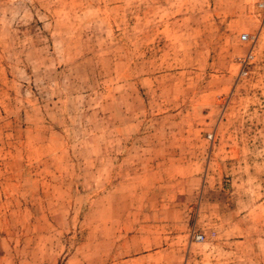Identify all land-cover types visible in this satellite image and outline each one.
<instances>
[{
	"label": "rangeland",
	"instance_id": "obj_1",
	"mask_svg": "<svg viewBox=\"0 0 264 264\" xmlns=\"http://www.w3.org/2000/svg\"><path fill=\"white\" fill-rule=\"evenodd\" d=\"M0 264H264V0H0Z\"/></svg>",
	"mask_w": 264,
	"mask_h": 264
},
{
	"label": "built area",
	"instance_id": "obj_2",
	"mask_svg": "<svg viewBox=\"0 0 264 264\" xmlns=\"http://www.w3.org/2000/svg\"><path fill=\"white\" fill-rule=\"evenodd\" d=\"M241 38H242L243 40H246V39L249 38V35L246 34V33H243V34H241ZM193 237H194V239H195L196 241H200V240L203 239L204 235H203L202 233H195V234L193 235Z\"/></svg>",
	"mask_w": 264,
	"mask_h": 264
}]
</instances>
